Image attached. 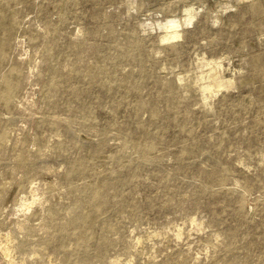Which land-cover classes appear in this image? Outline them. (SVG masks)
Listing matches in <instances>:
<instances>
[{"label":"rangeland","instance_id":"374dc122","mask_svg":"<svg viewBox=\"0 0 264 264\" xmlns=\"http://www.w3.org/2000/svg\"><path fill=\"white\" fill-rule=\"evenodd\" d=\"M9 1L27 40L16 60L39 57L47 38L63 73L102 68L70 82L79 94L62 82L43 89L32 74L11 104L0 96V231L23 219L21 198L37 199L30 235L16 232L29 240L18 264L41 253L60 264L55 232L70 251L107 240L103 257L72 264H264V0ZM173 17L182 37L164 42ZM214 62L234 84L205 106L199 85ZM119 154L124 162L112 159ZM85 162L91 170L70 175ZM90 210L93 233L69 223Z\"/></svg>","mask_w":264,"mask_h":264},{"label":"bare ground","instance_id":"6f19581e","mask_svg":"<svg viewBox=\"0 0 264 264\" xmlns=\"http://www.w3.org/2000/svg\"><path fill=\"white\" fill-rule=\"evenodd\" d=\"M255 6L256 8H258L257 4H255ZM20 14L21 12L19 9L11 7V2L9 0H0V96L4 102H6L7 104H11L12 100L19 95V93L27 83L26 80L30 78L32 74H34L33 80L31 81L29 79V81L41 83L43 89H46L50 86H58L62 82L67 83V86H70L74 93L79 94L80 92H83V89H81V87H78L79 85L72 86L70 82L73 81V79L81 80L80 77H90L92 79H96L102 73V68L98 66L91 68L72 69L73 74L63 73L64 70L58 65L57 62H54L52 42L47 38H45V41H43L44 44L34 52L35 54H39V57H30L28 58L29 60L25 62L16 60L14 58L15 48L17 47V45L24 42V40L20 39L22 24ZM193 17L194 14L189 13L187 15V18L184 20V23H191ZM163 27L165 31L164 34L160 37L162 41L173 42V40H178L182 37L183 24L180 19L175 17L169 18L163 24ZM38 39H40V35H36L32 39H28V44L38 41ZM136 51L139 50L137 49ZM120 54L124 56H133L135 55V52L128 50V48H122L120 50ZM136 55H138V53ZM37 58L40 59L38 62ZM41 64L43 65L41 66ZM208 65H212L211 70L207 77H203V79L207 78V81L199 85V87L201 88V99L203 100L205 106L206 104H208V101L211 98L213 99V96L217 95L223 89L233 87L234 84L233 81L229 79L225 80L220 76V70H218L219 68L221 69L222 66L220 62L208 63ZM260 70L264 72V65L260 66ZM26 72L28 73L27 75ZM66 78L67 80H64ZM184 81V77L178 78V82L180 83V85ZM120 85H127L133 92H137L139 90L138 81H120ZM143 105V102L138 104V106L140 107H143ZM4 146L5 137H2L0 139V149H3ZM135 146L138 150L141 149L139 143H136ZM99 153L100 151L97 148L93 151L92 156H97ZM142 153V156H144L146 154L145 150H143ZM112 159L115 161L124 162L126 158L125 155L119 154L113 156ZM148 160L149 159L146 158V161ZM88 164V162L81 164L79 167L80 169H76L74 165H71L70 175L78 173V170H91V167H89ZM25 165H27L25 162H20V166L24 167ZM15 187L18 189L19 182L15 183ZM7 188L8 187L6 186H0V199H3L5 196H7ZM101 188L99 190H101ZM120 192L121 191L119 190V188H116L114 196H119ZM36 200V198L32 201H29L28 198H21L18 205V211H21L23 213V219L20 218L19 220L14 222V230H10L6 233L0 231V256L8 264H18L17 257L15 256L17 249L22 248L29 243L28 239L20 238L16 232L24 231L25 236L30 235L32 227H34L31 222H33L38 215V211L36 209H33V205L37 202ZM97 219V211L90 210L86 214H80L75 218H69V223L79 231L93 233L97 229ZM44 227H48L47 224H44ZM57 229H59L58 226L54 228V231H56ZM64 238L65 236L57 237L56 232L55 234L52 233L49 236L50 242L54 245L55 249L59 250L60 253L63 254L60 264H72L73 258L78 254H81V256L84 257V260H89L90 257H103L108 245L107 240L103 239V242L98 246L93 247L87 244L78 245L74 251H70L66 247ZM136 243L140 244L141 239L138 238ZM132 260L133 259L131 258L124 264H132ZM19 261L21 262L20 264H51L50 258L47 256V254L44 255V253H41L37 259L23 258ZM83 264L88 263L84 262ZM118 264L123 263L120 262ZM150 264L154 263L150 262ZM226 264L234 263L229 262Z\"/></svg>","mask_w":264,"mask_h":264}]
</instances>
